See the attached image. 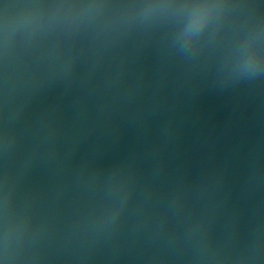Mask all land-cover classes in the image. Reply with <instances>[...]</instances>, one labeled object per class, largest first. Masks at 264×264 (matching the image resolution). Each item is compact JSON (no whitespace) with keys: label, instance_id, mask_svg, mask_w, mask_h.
Here are the masks:
<instances>
[{"label":"water","instance_id":"95a60500","mask_svg":"<svg viewBox=\"0 0 264 264\" xmlns=\"http://www.w3.org/2000/svg\"><path fill=\"white\" fill-rule=\"evenodd\" d=\"M0 264H264V0H0Z\"/></svg>","mask_w":264,"mask_h":264}]
</instances>
